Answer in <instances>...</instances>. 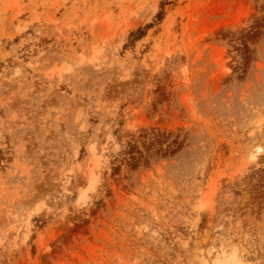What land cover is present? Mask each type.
<instances>
[{"label": "rangeland", "instance_id": "obj_1", "mask_svg": "<svg viewBox=\"0 0 264 264\" xmlns=\"http://www.w3.org/2000/svg\"><path fill=\"white\" fill-rule=\"evenodd\" d=\"M0 264H264V0H0Z\"/></svg>", "mask_w": 264, "mask_h": 264}, {"label": "bare ground", "instance_id": "obj_2", "mask_svg": "<svg viewBox=\"0 0 264 264\" xmlns=\"http://www.w3.org/2000/svg\"><path fill=\"white\" fill-rule=\"evenodd\" d=\"M259 151V149H257V152Z\"/></svg>", "mask_w": 264, "mask_h": 264}]
</instances>
